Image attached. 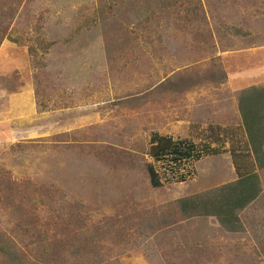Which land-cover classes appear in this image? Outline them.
<instances>
[{"label":"rangeland","instance_id":"1","mask_svg":"<svg viewBox=\"0 0 264 264\" xmlns=\"http://www.w3.org/2000/svg\"><path fill=\"white\" fill-rule=\"evenodd\" d=\"M255 87L264 0H0V242L33 263L264 264V192L242 233L178 206L257 170ZM154 135L197 146L195 180L152 186Z\"/></svg>","mask_w":264,"mask_h":264},{"label":"trees","instance_id":"2","mask_svg":"<svg viewBox=\"0 0 264 264\" xmlns=\"http://www.w3.org/2000/svg\"><path fill=\"white\" fill-rule=\"evenodd\" d=\"M238 99L250 156L257 170L239 176L233 183L178 201L179 209L186 219L215 218L221 227L230 233L244 231L242 213L255 204L264 192L260 177V172L264 171V88L255 87L244 90L239 94ZM152 141L154 145L152 157L156 160L169 154L178 158L192 159L195 162L202 157V154L197 151V146L191 142L174 141L172 138L159 135H154ZM205 151L208 152V149ZM148 171L152 186L161 187L160 177L153 165L148 166ZM0 257L3 258L4 264H46L41 260L33 263L8 242H0Z\"/></svg>","mask_w":264,"mask_h":264},{"label":"built area","instance_id":"3","mask_svg":"<svg viewBox=\"0 0 264 264\" xmlns=\"http://www.w3.org/2000/svg\"><path fill=\"white\" fill-rule=\"evenodd\" d=\"M150 160L160 179H168L169 177L173 181L184 180L185 182L195 180V161L192 159L178 158L169 154L158 160L151 157Z\"/></svg>","mask_w":264,"mask_h":264},{"label":"crops","instance_id":"4","mask_svg":"<svg viewBox=\"0 0 264 264\" xmlns=\"http://www.w3.org/2000/svg\"><path fill=\"white\" fill-rule=\"evenodd\" d=\"M186 126H188V124H186ZM189 127V126H188Z\"/></svg>","mask_w":264,"mask_h":264}]
</instances>
